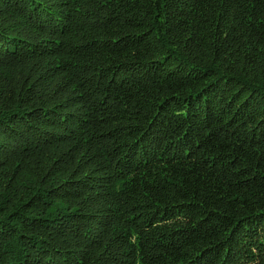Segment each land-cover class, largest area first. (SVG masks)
Masks as SVG:
<instances>
[{"label":"trees","instance_id":"trees-1","mask_svg":"<svg viewBox=\"0 0 264 264\" xmlns=\"http://www.w3.org/2000/svg\"><path fill=\"white\" fill-rule=\"evenodd\" d=\"M0 264H264V0H0Z\"/></svg>","mask_w":264,"mask_h":264}]
</instances>
